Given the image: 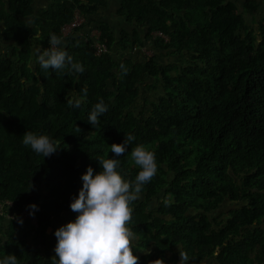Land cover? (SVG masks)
Segmentation results:
<instances>
[{
	"label": "trees",
	"instance_id": "obj_1",
	"mask_svg": "<svg viewBox=\"0 0 264 264\" xmlns=\"http://www.w3.org/2000/svg\"><path fill=\"white\" fill-rule=\"evenodd\" d=\"M52 1L33 13V0H0V202L17 214L37 205L36 226L0 215V260L52 264L55 231L76 219L70 205L87 168L98 173L96 158H115L132 182L140 169L131 149L143 144L158 169L130 203L138 264H179L180 249L186 264H264V13L256 34L246 22L264 0H118L116 14L132 27L118 31L91 24L97 1ZM75 8L85 21L62 38ZM53 33L83 73L40 67L36 49ZM145 43L156 51L132 58ZM101 100L108 111L93 127ZM27 131L57 151L35 153L22 143ZM126 135L135 139L116 157L110 146Z\"/></svg>",
	"mask_w": 264,
	"mask_h": 264
},
{
	"label": "clouds",
	"instance_id": "obj_2",
	"mask_svg": "<svg viewBox=\"0 0 264 264\" xmlns=\"http://www.w3.org/2000/svg\"><path fill=\"white\" fill-rule=\"evenodd\" d=\"M31 23L26 20V24ZM62 43V39L53 33L49 39L50 47L43 51L36 49L40 67L45 71L51 68L57 73L66 68L69 74L83 73L82 64L74 63L73 57L59 47ZM84 92L86 95V89ZM67 103L69 107L81 106L80 99H68ZM107 111V105L101 100L93 106L87 122L96 127ZM134 139V136L126 135L123 144L110 146L111 152L116 157L122 156ZM22 143L44 157L51 156L58 148L47 135L38 136L29 131L23 135ZM130 157V163L134 162L140 169L132 182L126 181L117 171L119 160L115 158H96L102 168L98 173L94 174L91 166L87 168L81 177L83 187L78 198L73 197L70 205L71 210L78 213L76 219L55 231L56 255L51 259L52 264H138L139 258L132 247L135 233L128 227L133 212L130 203L139 198L143 186L157 174L158 166L154 153L143 144L132 148ZM30 208L36 210L37 205L32 204ZM180 257L179 264H186L189 258L181 249ZM0 264H17V257L8 255L0 260ZM150 264H164V261L158 259Z\"/></svg>",
	"mask_w": 264,
	"mask_h": 264
},
{
	"label": "crops",
	"instance_id": "obj_3",
	"mask_svg": "<svg viewBox=\"0 0 264 264\" xmlns=\"http://www.w3.org/2000/svg\"><path fill=\"white\" fill-rule=\"evenodd\" d=\"M94 1H97L96 9L87 14L88 19L93 20L91 24H95V21L96 22L106 21L112 26L113 29L117 31L119 29L120 30L132 29L131 25L126 23L122 17L116 14V10L119 7L118 0H94ZM48 5H54V2L52 0H33L32 3L33 13H35L40 8L47 7ZM149 50H151V47L148 43H145L144 45L135 44L130 48L129 54L132 58L134 57L141 58L146 54L148 55V52H151ZM202 264H210V263L208 261H205Z\"/></svg>",
	"mask_w": 264,
	"mask_h": 264
},
{
	"label": "built area",
	"instance_id": "obj_4",
	"mask_svg": "<svg viewBox=\"0 0 264 264\" xmlns=\"http://www.w3.org/2000/svg\"><path fill=\"white\" fill-rule=\"evenodd\" d=\"M84 21H85L84 16L76 8L74 11V16H73L72 21L64 24L61 27L62 38L67 37L75 27L81 25ZM158 34L163 36V34H161L160 32H158ZM98 36H99V31L97 29H94L90 33V39L97 40ZM94 45H95V53L96 54H100L102 50L104 51L106 49L105 45L100 44L99 42L94 43ZM4 203H6V205H7V211H4L3 202H0V215H2L4 218H6V219L14 218L15 220L20 218L22 220H27L31 225H34V226L37 225V219H36L35 215L32 214V212H33L32 209H30V210L24 209L19 214H17L15 212L11 211L13 204L10 200H6Z\"/></svg>",
	"mask_w": 264,
	"mask_h": 264
},
{
	"label": "rangeland",
	"instance_id": "obj_5",
	"mask_svg": "<svg viewBox=\"0 0 264 264\" xmlns=\"http://www.w3.org/2000/svg\"><path fill=\"white\" fill-rule=\"evenodd\" d=\"M256 1H258L259 3H260V0H256ZM264 13V3H260V6H259V8H258V11L251 17L250 15H248L247 14V19H246V22H247V24H250V27H251V30H252V32L254 33V34H256L257 32H258V25H257V21L259 20V18H260V14H263ZM149 51H151L152 53L154 52V51H156V50H149ZM151 52H148V55H151L152 53ZM162 53H165V51H162ZM147 55V54H146ZM177 56H175V58L174 57H164V61H166V60H170L171 62H175L176 60H177ZM179 60V59H178ZM157 93H161V89L160 88H158L156 91L154 90V92L153 91H148V93H147V96H150L151 94H153V97L155 96L156 97V94ZM143 97V96H142ZM154 97V98H155ZM143 101V100H142ZM139 103H140V100H139ZM138 103V104H139ZM228 208V206H226V207H224V208H222V209H220L218 212H223V211H225L226 209ZM224 216H225V214H224ZM223 217V216H222Z\"/></svg>",
	"mask_w": 264,
	"mask_h": 264
}]
</instances>
